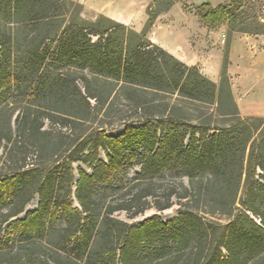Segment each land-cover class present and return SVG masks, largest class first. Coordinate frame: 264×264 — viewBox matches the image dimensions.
I'll return each mask as SVG.
<instances>
[{
  "label": "trees",
  "instance_id": "obj_1",
  "mask_svg": "<svg viewBox=\"0 0 264 264\" xmlns=\"http://www.w3.org/2000/svg\"><path fill=\"white\" fill-rule=\"evenodd\" d=\"M71 5L75 10L70 12ZM81 7L72 0H0V146L7 157L25 137L38 139L44 134V117L55 115L64 122H74L76 115L63 111V104L82 102L89 111V98H93L97 110L110 112L113 102L108 99L117 83L131 91L176 94V99L152 104L132 92L131 105L141 113H150L153 120L139 127L127 123L117 136L96 130L77 143V150L71 148V142L54 148L50 154H64L67 161L51 172L5 166L0 180V208L10 206L1 211L0 264L3 249L18 238L22 242L18 264L255 261L264 253V117L241 116L226 68L231 33H264V22H254L246 15L244 0H228L215 6L206 0L192 9L184 6L208 28L228 26L220 75L215 82L145 38L158 11L151 14L149 9L146 23L137 32L102 14L93 21L81 19ZM12 18L13 23L42 28L32 44L21 48L23 43L17 41L11 27L1 23V19ZM50 57L51 63L67 66V72L49 71ZM76 80L81 81L83 93ZM100 81L106 85H99ZM14 94L27 100L15 117L13 138L10 120L2 117V111ZM38 99L50 104L35 103ZM179 99L191 101L197 113H189L188 117L180 114ZM100 149L106 151L105 160L98 157ZM74 154L90 169L89 173L79 169L75 180L69 167ZM133 160L140 164L139 179L146 181L144 186L122 185L124 167ZM172 169L191 182L190 190L185 188L177 195L185 201L180 202L175 218L163 222L153 214L140 224H129L112 215L116 210L137 214L150 206L156 210L168 208L176 195L174 190L157 200L152 181ZM64 178L72 184L64 186L61 194ZM115 182H119L117 190L123 197L108 204L100 216L99 190ZM242 186L261 199L260 208L243 202L258 217L257 223L240 212L221 224L203 218L188 205L203 199L211 205V211L229 214ZM35 195L36 209L23 219L17 218ZM56 219L64 224L58 231Z\"/></svg>",
  "mask_w": 264,
  "mask_h": 264
},
{
  "label": "rangeland",
  "instance_id": "obj_2",
  "mask_svg": "<svg viewBox=\"0 0 264 264\" xmlns=\"http://www.w3.org/2000/svg\"><path fill=\"white\" fill-rule=\"evenodd\" d=\"M75 3L81 4V11L79 13V18L84 20H95L99 15H105L112 18L125 26L140 32L148 19V11L153 14L158 11V14L153 19L151 26L145 34V38L150 39L151 30L153 23L156 18L167 12L169 9L175 8L176 15L186 16L192 22L197 19L198 32L195 38L197 55L187 64L188 66H195L197 70L210 78L211 80L217 82L220 75V70L223 60V52L225 50L227 42V24H222L217 28H208L206 25L201 23L193 11H187L184 6L190 7L196 6L206 0H72ZM212 6L219 3L226 2L228 0H208ZM246 15L253 19L254 22H264V0H244ZM168 4H171L167 7ZM70 12L75 10L74 6H69ZM174 18V17H173ZM10 21V22H9ZM9 22V23H8ZM1 23L11 27V31L16 34L17 41L23 43L21 48L29 46L32 44L38 32L42 31V28H36L30 23H13V18L6 20L1 19ZM253 30L255 25L252 23ZM95 38V37H94ZM158 45L157 42L151 41ZM54 43L50 47V53L53 49ZM234 47V49H233ZM264 50V33L251 32H241L234 31L231 33L229 48H228V64H227V74L229 76L231 89L233 97L237 103L238 109L239 104L244 107L256 105L259 100L256 95L262 91L264 88V54H260ZM233 52V54H232ZM231 54V57H230ZM47 68L49 71H57L60 73H66L68 67L63 65L61 62L51 63V57L48 59ZM232 63V70L229 71V64ZM72 70V69H71ZM74 71V70H72ZM79 70H75L78 72ZM77 85L81 88L83 93L82 83L80 80H76ZM99 85H106L103 82H99ZM119 83L113 86L111 91L109 101L113 102V107L110 112L105 113L103 110H97L94 105L93 98H89L90 110L86 111L82 107V102L79 104H63V111H68L76 115L74 122H64L54 116L44 117L43 125L41 130L44 132L40 135L38 139L32 137H25L23 139V144L19 145L18 148L12 152L8 157L5 155V148L0 146V180L1 174L5 172V166L12 164L15 167H22V169H32L33 171H38L39 173H46L54 171L59 164L67 159L64 158V154L57 157L58 153L53 155L50 152L54 148L64 147L70 142L73 143L71 148L77 150L79 146L77 143L82 139L86 138L88 135H93L96 130H102L106 135L117 136L121 134L124 130V126L127 123L139 127L143 125L146 120L152 119L150 113H141L137 111L131 105L132 92H135L137 98L143 102L151 101L152 104H160L163 102L172 103L176 99V94L172 96H167L161 94L159 91L144 90L139 89L131 91L128 89H123L119 87ZM70 90H73L70 88ZM27 98L23 95H12L8 102L4 104L2 117L4 119H9L12 129V137L15 135V117L21 107L25 104ZM40 105L50 104L48 100L38 99L34 101ZM179 106L182 107L180 114L184 117H188L189 113L196 114L197 111L192 109L194 106L191 101L187 99H179L176 101ZM239 112L241 116H250L244 114L240 109ZM154 114V113H153ZM156 114V113H155ZM252 116H262L252 114ZM264 117V116H262ZM1 121V112H0ZM16 136V135H15ZM19 140V139H18ZM5 145V142L2 141ZM43 145L45 147H43ZM60 150V149H58ZM57 150V151H58ZM85 152V151H84ZM73 160L70 162L69 167L73 173L74 180L77 178L78 170L83 169L90 172L87 164H84L78 157V155H73ZM98 157L100 159H106V151L99 150ZM60 170V167H58ZM140 164L137 160H133L127 163L124 167V174L122 175L123 182L122 185H133L140 184L144 186L146 181L139 179ZM120 178L118 177L117 180ZM204 181V180H203ZM154 195L155 199L163 200L168 192L174 190L176 195L171 197V205L168 208L162 210H156L153 206L146 208L144 211L137 214H132L130 211L116 210L113 212V216L124 220L129 224H140L144 220L149 219L153 214H157L161 221L168 222L177 216L178 211L181 209L180 202H184L185 199H179L178 194H182L184 189H191V182L189 179L178 173L175 169L165 170L159 177L153 179ZM65 178L62 183V187L59 193H63L64 186L68 185ZM72 184V182L70 183ZM74 186H72V189ZM119 188V182L112 184L110 187L99 190V195L102 198L100 201V216L104 214L106 206L108 204H114L115 202L121 200L123 197L122 191L117 190ZM152 198L150 199L151 202ZM252 204L256 208H260L261 199L259 196L254 194H249L244 186L240 187L237 198L232 208L231 213L227 214L219 210L211 211V205L206 204L203 199L198 202H190L189 206L194 208V210L199 212V215L206 219H212L214 221L220 222L221 224L228 223L232 220L233 216L239 214L240 212H245L249 214L250 218L255 220L257 223L259 221L256 215L249 212L245 205ZM38 203V197L35 195L24 207V210L16 215L17 218L23 219L25 214L36 209ZM10 205L0 208V221H1V211L5 212ZM74 206H77V202L74 199ZM6 223L3 224V227ZM63 222L61 219H56L55 228L58 231L62 226ZM57 233V232H56ZM22 242L15 239L11 244H9L5 249H3L4 255L1 256V264H18L17 257L20 251V244ZM225 254V251H222ZM83 264V263H82ZM119 264V262H118ZM246 264H264V253L261 254L259 258L255 261L247 262Z\"/></svg>",
  "mask_w": 264,
  "mask_h": 264
},
{
  "label": "crops",
  "instance_id": "obj_3",
  "mask_svg": "<svg viewBox=\"0 0 264 264\" xmlns=\"http://www.w3.org/2000/svg\"><path fill=\"white\" fill-rule=\"evenodd\" d=\"M174 11L176 9L171 8L156 18L150 39L157 42L160 47L177 59L188 63L193 61L197 55L195 38L198 32V22L197 19L192 22L186 16L176 15ZM260 54H264V50ZM231 70L232 63L229 64V71ZM255 97L259 100L258 104L247 107L239 104V109L246 115L256 114L264 116V88Z\"/></svg>",
  "mask_w": 264,
  "mask_h": 264
}]
</instances>
